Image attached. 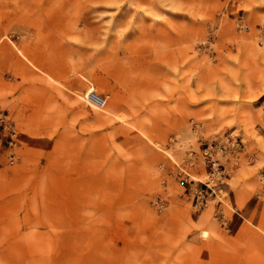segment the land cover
I'll return each mask as SVG.
<instances>
[{"label": "rangeland", "instance_id": "rangeland-1", "mask_svg": "<svg viewBox=\"0 0 264 264\" xmlns=\"http://www.w3.org/2000/svg\"><path fill=\"white\" fill-rule=\"evenodd\" d=\"M0 113V264H264V0H0Z\"/></svg>", "mask_w": 264, "mask_h": 264}, {"label": "built area", "instance_id": "built-area-1", "mask_svg": "<svg viewBox=\"0 0 264 264\" xmlns=\"http://www.w3.org/2000/svg\"><path fill=\"white\" fill-rule=\"evenodd\" d=\"M88 101L99 108L104 107L106 104L105 96L95 92L94 90L90 92ZM0 125L3 126L4 129L11 132V138H13L16 135V132L11 129V124L9 119L7 118V116L3 115L2 113H0ZM214 146L219 147V144L215 143ZM219 149L222 150L223 148L219 147ZM212 164H213L212 166L214 167L216 165V162L213 161ZM214 174H219V176H221L222 175L221 169H215L212 175ZM194 198H195V205L197 207L205 206L207 203V200L205 199V194L201 190L194 194Z\"/></svg>", "mask_w": 264, "mask_h": 264}, {"label": "crops", "instance_id": "crops-1", "mask_svg": "<svg viewBox=\"0 0 264 264\" xmlns=\"http://www.w3.org/2000/svg\"><path fill=\"white\" fill-rule=\"evenodd\" d=\"M260 98H261V96H260Z\"/></svg>", "mask_w": 264, "mask_h": 264}]
</instances>
